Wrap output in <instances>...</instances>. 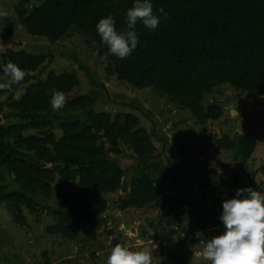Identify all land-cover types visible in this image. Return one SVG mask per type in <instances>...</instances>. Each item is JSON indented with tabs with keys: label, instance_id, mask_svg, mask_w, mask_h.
<instances>
[{
	"label": "trees",
	"instance_id": "1",
	"mask_svg": "<svg viewBox=\"0 0 264 264\" xmlns=\"http://www.w3.org/2000/svg\"><path fill=\"white\" fill-rule=\"evenodd\" d=\"M31 1L19 0L15 6L16 23L5 21L9 35L18 23L27 34L55 45L77 31L87 43L97 46L100 56L107 58L110 77L136 89L151 88L166 95L172 104L189 111L200 125L224 116L221 104L205 102L224 84L252 96L264 94V0H151L160 23L156 29H149L138 21L134 30L139 43L124 59L109 53L96 25L111 15L117 31L126 30V12L134 0H45L33 7ZM52 55L7 49L0 56V76L5 77L3 66L9 61L26 73L25 79L12 85L11 90H0V116L24 122L0 124V205H9L15 223L29 225L23 210L31 215L43 212L53 218L46 226L49 235L73 241L83 223L94 224L107 212L106 196L126 190L129 185V192L119 202L121 210L137 215L158 211V219L171 227L176 220L183 224L190 219L196 221L191 224L193 230L209 229V220L221 216L222 204L227 200L222 187L213 184L209 192L202 194L201 202L194 203L193 189L185 174L175 170L170 176L171 186L178 194L163 198L164 170L155 163L159 156L155 155L154 134L142 127L139 117L132 113L96 111L98 93L70 95L81 85L75 72L51 70L45 79L39 78L35 72L50 67ZM61 55L78 62L75 52ZM84 71L96 85L90 71ZM57 90L65 93L67 102L54 111L50 101ZM55 121L59 122V138ZM216 142L221 149L235 153L237 175L246 174L248 187L262 192L249 170V164L256 161L257 140L250 134H236L224 135ZM124 146L132 151L130 159L137 163L129 184L126 176L131 171L120 162ZM189 150V146H182L180 154ZM6 173L18 189H9ZM193 178L207 188L197 173ZM234 181L238 183L236 175ZM76 182L78 190L73 191L69 185ZM54 188L65 211L42 205L41 199L53 198ZM210 199L213 206L209 207ZM151 228L150 232L143 229L140 236L161 243L160 264H191L189 251L182 252L185 242L168 249L169 238L155 224L151 223ZM196 237L202 238L201 234ZM2 239L0 261L14 264L10 255L1 250ZM44 256L46 264H50L48 254Z\"/></svg>",
	"mask_w": 264,
	"mask_h": 264
},
{
	"label": "rangeland",
	"instance_id": "2",
	"mask_svg": "<svg viewBox=\"0 0 264 264\" xmlns=\"http://www.w3.org/2000/svg\"><path fill=\"white\" fill-rule=\"evenodd\" d=\"M44 1L32 0L30 6H38ZM18 2L19 0H0V10L8 13L6 17H0V56L7 49L53 54L54 62L50 67L44 71L38 69L35 72L39 78L45 79L51 70L57 73L75 72L81 85L70 95L98 93L100 97L96 111L110 112L113 115L132 113L138 116L141 126L154 134L155 155L159 156L155 163L160 164L164 170L165 183L161 189L163 198L175 197L178 194L171 186L170 176L175 170L185 174L188 185L193 189L194 203H200L202 194L209 192L213 184L222 187L223 196L227 199L234 198L238 189L248 188L249 181L246 179V174L237 175L238 161L235 153L221 149L216 142L224 135L233 137L236 134L239 136L250 134L257 140V154L254 155L256 161L249 164V170L256 185L264 192V170L262 171L264 168V94L252 96L224 84L205 99L208 105L221 104L225 110L224 116L218 121L200 125L189 111L172 104L166 95H160L151 88L136 89L119 81L117 77H110L106 71L107 58L100 56L97 46L87 43V39L77 31H72L68 37L55 45L27 34L18 23L15 32L9 35L6 32L5 21L11 19L16 23L15 6ZM70 52L78 55V62L61 55V53L69 54ZM84 69L90 71L97 82L96 85H93L86 76ZM6 81V77L0 76V83ZM13 123L24 122L18 119H4L0 116L1 125ZM54 123L55 134L59 138L62 136L58 129L59 122ZM182 146L190 148L185 155L180 154ZM131 154L132 151L124 146V155L120 162L128 171H131L126 176L128 184L134 176L137 164L132 158L130 159ZM194 173H197L199 180L208 185L207 188L196 183L193 178ZM235 175L238 183L234 181ZM5 177L9 189H18V185L11 181L9 173H6ZM69 188L77 191L78 183L70 184ZM128 192L129 185L126 190L107 195L109 202L107 212L100 215L94 224L83 223L79 236L73 241L65 240L61 236H51L46 232V226L52 223V215L43 212L31 215L23 210L29 225L22 227L15 223V217L9 205L3 203L0 205V237L5 240L2 239L4 243L1 250L10 255L14 264H46L44 256L46 253L50 264H106L107 256L118 240L120 243H127L133 251L150 247L153 253L152 264H160L161 246L158 244L161 243L148 241L140 236L143 229L148 232L153 231L151 228L153 223L169 238L168 249L177 248L179 244H182L181 242H185L182 252L189 251L191 256L188 261L191 264H211L210 261L203 259L202 251L208 240L225 231L220 217L214 218L215 221L209 220V229L200 227L193 230L192 225L196 221L192 222L190 219L185 220L183 224L176 220L171 227L165 221L158 219V211L148 215H137L121 210L120 199ZM41 200L46 208L65 211L59 199L58 190L55 188L53 198ZM208 203L209 207L213 206L212 199ZM68 218L71 217L68 216ZM127 225L128 228H126ZM199 230L201 233L197 232ZM109 232L112 234H108ZM191 234L194 235L193 238H190ZM199 234L202 238L197 240L196 236ZM94 255L96 257H93ZM3 263L0 261V264Z\"/></svg>",
	"mask_w": 264,
	"mask_h": 264
},
{
	"label": "clouds",
	"instance_id": "3",
	"mask_svg": "<svg viewBox=\"0 0 264 264\" xmlns=\"http://www.w3.org/2000/svg\"><path fill=\"white\" fill-rule=\"evenodd\" d=\"M159 11L163 13V9ZM7 15L6 11L0 10V17ZM138 21L149 29L159 25L160 18L155 14L151 0H134L126 12V30L117 31L111 15L99 20L96 29L110 54L120 59L131 55L139 43L134 30ZM3 75L7 81L0 83V90H11L12 85L25 79L26 73L9 61L3 66ZM66 102L64 92H52L50 103L54 111L63 108ZM222 209L220 220L225 231L206 242L203 259L211 264H264V192L251 187L238 189L234 198L223 202ZM152 259L150 247L133 251L127 243H117L111 248L106 264H152Z\"/></svg>",
	"mask_w": 264,
	"mask_h": 264
},
{
	"label": "water",
	"instance_id": "4",
	"mask_svg": "<svg viewBox=\"0 0 264 264\" xmlns=\"http://www.w3.org/2000/svg\"><path fill=\"white\" fill-rule=\"evenodd\" d=\"M43 165H44V163H43ZM126 228H128V225L126 226Z\"/></svg>",
	"mask_w": 264,
	"mask_h": 264
},
{
	"label": "built area",
	"instance_id": "5",
	"mask_svg": "<svg viewBox=\"0 0 264 264\" xmlns=\"http://www.w3.org/2000/svg\"><path fill=\"white\" fill-rule=\"evenodd\" d=\"M158 245H160V246H161V244H158ZM160 249H161V247H160Z\"/></svg>",
	"mask_w": 264,
	"mask_h": 264
}]
</instances>
